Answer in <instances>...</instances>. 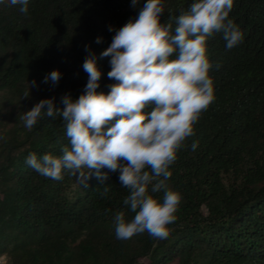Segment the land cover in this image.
<instances>
[{
	"label": "trees",
	"instance_id": "1",
	"mask_svg": "<svg viewBox=\"0 0 264 264\" xmlns=\"http://www.w3.org/2000/svg\"><path fill=\"white\" fill-rule=\"evenodd\" d=\"M161 2L160 23H172L174 31L176 19L196 0ZM145 3L29 0L26 13L10 0L0 3V255H7L5 264H264V0H234L228 19L241 30L242 42L229 50L222 33L207 40L215 99L169 168L166 184L181 200L167 238L147 231L117 238L115 215L123 211L126 222L135 215L123 203L130 190L121 185L119 170L101 169L109 174L107 185L93 174L85 186L69 170L57 181L26 162L30 153L38 159L60 157L70 140L61 115H43L28 129L24 114L42 99L55 97L61 110L65 94L78 99L88 82L83 63L89 52L102 72L97 92L110 93L119 82L107 75L111 57L100 54ZM53 70L62 74L58 84L45 83ZM105 186L110 187L106 196L101 194ZM151 189L152 184L148 193L162 203L165 190Z\"/></svg>",
	"mask_w": 264,
	"mask_h": 264
},
{
	"label": "clouds",
	"instance_id": "2",
	"mask_svg": "<svg viewBox=\"0 0 264 264\" xmlns=\"http://www.w3.org/2000/svg\"><path fill=\"white\" fill-rule=\"evenodd\" d=\"M28 2L10 0L22 13L28 11ZM233 2L196 0L176 19L173 31L172 23H160L161 0H147L138 17L116 31L100 54L111 57L107 75L119 82L110 93L97 92L102 72L97 57L89 52L83 63L88 82L78 99L65 94L62 110L56 107L55 97L42 99L22 117L28 129L43 115L59 114L65 121L70 148L64 147L62 156L45 154L38 159L30 153L27 157V164L42 176L59 181L62 172L69 170L85 186L93 174L107 185L109 174L101 169L119 170L121 185L130 190L123 203L135 215L130 222L125 221L123 211L115 215L118 239L145 231L159 239L169 235L167 226L175 222L181 200L180 193L166 184L172 176L169 168L183 142L194 135L193 125L200 114L215 99L207 40L222 33L229 50L243 40L241 30L228 19ZM132 3L135 6L137 0ZM100 42L98 37L96 43ZM61 75L53 70L44 82L58 84ZM35 84V80L30 82L31 87ZM24 95L29 97V92ZM196 147L193 143L192 149ZM150 184L153 193L165 190L162 203L148 193ZM109 191L105 186L101 194Z\"/></svg>",
	"mask_w": 264,
	"mask_h": 264
},
{
	"label": "rangeland",
	"instance_id": "3",
	"mask_svg": "<svg viewBox=\"0 0 264 264\" xmlns=\"http://www.w3.org/2000/svg\"><path fill=\"white\" fill-rule=\"evenodd\" d=\"M0 260H1V264H5L6 260H7V255L6 254H1L0 255ZM168 264H174L173 261H169Z\"/></svg>",
	"mask_w": 264,
	"mask_h": 264
},
{
	"label": "built area",
	"instance_id": "4",
	"mask_svg": "<svg viewBox=\"0 0 264 264\" xmlns=\"http://www.w3.org/2000/svg\"><path fill=\"white\" fill-rule=\"evenodd\" d=\"M0 264H1V260H0Z\"/></svg>",
	"mask_w": 264,
	"mask_h": 264
}]
</instances>
